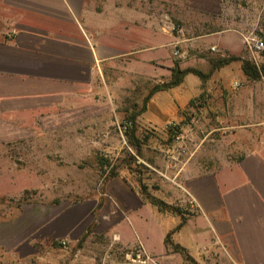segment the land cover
<instances>
[{"label": "crops", "instance_id": "crops-1", "mask_svg": "<svg viewBox=\"0 0 264 264\" xmlns=\"http://www.w3.org/2000/svg\"><path fill=\"white\" fill-rule=\"evenodd\" d=\"M223 2L0 0V114L62 102L80 107L102 91L109 72L123 74L120 69L157 83L169 79L174 65L207 72L210 58L251 59L254 54L246 51L242 32L231 27ZM188 117L199 154L203 132L209 133L207 142L221 137L237 149L224 154L217 167L186 172L191 212L175 228L180 215L157 209L164 237L170 231V240L201 264H264V78H247L239 60L204 79L187 73L179 84L153 93L139 116L154 129L174 119L183 130L189 128ZM106 188L134 208L145 205L121 176ZM72 215L51 219L52 237L71 231ZM13 245L21 259L34 255L25 250L31 243ZM158 255L162 264L183 260L165 243ZM35 259L51 264L46 256Z\"/></svg>", "mask_w": 264, "mask_h": 264}, {"label": "rangeland", "instance_id": "rangeland-1", "mask_svg": "<svg viewBox=\"0 0 264 264\" xmlns=\"http://www.w3.org/2000/svg\"><path fill=\"white\" fill-rule=\"evenodd\" d=\"M223 10L231 14L232 28L242 34L260 31L264 36V0H224ZM250 51L254 54L250 60L259 64L263 50ZM120 71L123 74L109 72L102 91L80 107L62 102L0 114V264H37L39 255L51 264H113L138 243L160 261L161 214L141 196L140 184L189 214L186 172L217 167L224 154L237 149L234 141L221 137L207 142L209 133L203 132L206 141L199 154L189 117L187 130L174 119L169 121L173 127L154 129L139 115L137 151L126 142L124 113L135 101L137 107L141 105L154 78ZM105 158L109 164L101 167L98 161ZM111 168L117 171L113 177H123L137 191L144 206L134 208L106 188L113 178H108ZM71 211L75 226L52 237L51 219ZM20 240L33 245L25 248L34 253L28 260L13 250V243ZM60 241L65 245L53 243ZM180 254L179 264H201L188 253ZM217 262L226 264L223 260L203 264Z\"/></svg>", "mask_w": 264, "mask_h": 264}, {"label": "trees", "instance_id": "trees-1", "mask_svg": "<svg viewBox=\"0 0 264 264\" xmlns=\"http://www.w3.org/2000/svg\"><path fill=\"white\" fill-rule=\"evenodd\" d=\"M261 56H262L263 61L259 64L251 61L250 59L241 58L240 56H236V55L210 58V68L207 72H203L200 69H197L194 67L180 68L178 65H174L171 68V73H170V77L168 80L153 83L148 88L146 94L142 97L141 105L139 107H137L138 102L135 101L133 102L132 109L130 111L128 109L125 110V113H124L125 122L123 123V125H126V129L124 131L125 136H126V142L129 145L133 146L137 151H139L140 143L135 135L136 119L145 110L146 102L148 98H150L152 94L155 93L156 91L164 90V89H167V88H170L172 86L179 84L183 80V77L185 76V74L187 73H193L197 75L199 78L204 79L215 68H219L220 66H223L233 60H239L241 70L247 78L249 79H258L261 77L264 78V49L261 52ZM192 102L193 100L189 101L190 104ZM98 162L101 167L107 166L109 164V161L106 158L100 159ZM116 174H117V171H115L114 168H111L108 178H112ZM140 194L147 202L156 206L158 210L167 211L173 214L180 215L181 221L175 226V228H178L184 221L185 214L181 208L177 206L175 207L171 205L170 203H167L166 201L162 200L161 198L152 195L146 190V186L143 183L140 184ZM170 233H171L170 231L166 233L164 237V243L167 246H170L173 251H177L182 254H187L185 248H183L179 244L173 243L170 240ZM53 243L60 244L58 242H53Z\"/></svg>", "mask_w": 264, "mask_h": 264}, {"label": "built area", "instance_id": "built-area-1", "mask_svg": "<svg viewBox=\"0 0 264 264\" xmlns=\"http://www.w3.org/2000/svg\"><path fill=\"white\" fill-rule=\"evenodd\" d=\"M243 41L245 45L252 51L258 52L264 49V36L260 31H249L243 34ZM213 47H211V50ZM174 55H178V50L173 51ZM172 125V126H171ZM167 128L173 127V124L168 122ZM60 245H65L64 241H60ZM113 264H161L158 257L149 251L140 243L134 245L132 248L127 250L123 257Z\"/></svg>", "mask_w": 264, "mask_h": 264}]
</instances>
